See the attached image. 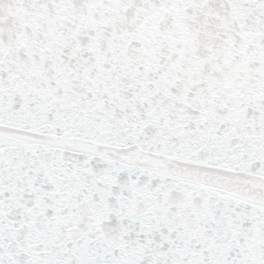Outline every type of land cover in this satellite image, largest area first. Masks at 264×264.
Wrapping results in <instances>:
<instances>
[{
	"label": "snow or ice",
	"instance_id": "snow-or-ice-1",
	"mask_svg": "<svg viewBox=\"0 0 264 264\" xmlns=\"http://www.w3.org/2000/svg\"><path fill=\"white\" fill-rule=\"evenodd\" d=\"M0 264H264V0H0Z\"/></svg>",
	"mask_w": 264,
	"mask_h": 264
}]
</instances>
